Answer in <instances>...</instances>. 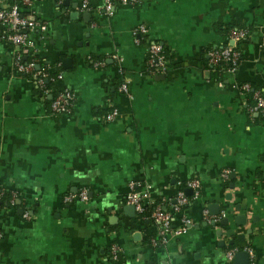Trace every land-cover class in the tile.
Listing matches in <instances>:
<instances>
[{"label":"crops","instance_id":"obj_1","mask_svg":"<svg viewBox=\"0 0 264 264\" xmlns=\"http://www.w3.org/2000/svg\"><path fill=\"white\" fill-rule=\"evenodd\" d=\"M103 5L30 0L47 23L31 32L46 95L15 72L0 25V188L15 194L0 208V264H229L233 248L231 264H264V118L238 88L247 82L264 96V0H141L115 3L111 15ZM139 25L147 33L135 42ZM234 27L249 30L237 70L212 77L207 51L229 44ZM150 42L164 51L163 77L144 71ZM64 88L71 111L54 114ZM111 108L119 115L106 121ZM191 179L199 194L182 213L192 225L151 245L157 224L125 209L129 184L170 210L179 189L191 194ZM82 189L86 201H63Z\"/></svg>","mask_w":264,"mask_h":264},{"label":"built area","instance_id":"obj_2","mask_svg":"<svg viewBox=\"0 0 264 264\" xmlns=\"http://www.w3.org/2000/svg\"><path fill=\"white\" fill-rule=\"evenodd\" d=\"M115 3L120 5L136 6L141 3V0H104L103 9L106 14L111 15ZM27 7V13L23 14L20 5ZM30 0H10L6 9H0V25L2 27L1 38L5 42L12 45L13 48V65L15 72L23 74L34 80L37 87L41 90V94L46 95L48 89L44 83L46 78H49L48 70H37L34 67V58L36 54V46L31 39V32L35 29L44 31L47 23L37 20L34 13L29 10ZM82 9H88L86 1L82 3ZM135 42H139L140 37H144L147 33L145 25H139L133 29ZM249 35L247 28L234 27L229 30L230 43L225 46H214L208 49L207 59L208 65L211 68H216L220 65L226 66L223 71L226 73H234L237 70L241 60V53L237 44L244 40ZM260 48L264 51V26L262 27V38ZM26 56L24 60L23 57ZM32 59L27 61V57ZM99 65L100 63H96ZM167 61L163 53L162 46L157 42L148 44L147 57L145 61L144 71L148 75L164 74L167 71ZM60 76H56L59 78ZM53 81L54 78H51ZM239 90L247 94L252 99L250 112L264 118V96L258 90L254 89L249 83H241L238 86ZM119 91L130 97L128 83L123 80L119 85ZM74 94L69 89L58 90L53 96L49 108L54 114L67 115L71 111L73 105ZM119 115L116 108H111L106 112L104 119L112 121ZM185 186L191 190L188 196L183 189H179L171 204L170 210H163L161 206L148 197L146 188L139 182H131L129 184V192L126 194L125 203L134 207L135 213L140 219H149L157 224V233L155 237L150 238V243L153 246H165L173 237L184 233L188 227L192 225L191 220L182 213V209L189 201L199 194V181L191 179L185 183ZM3 192H0V200ZM15 200V194H11V203ZM74 200H87V190L82 189L75 195H67L63 197L64 202H72ZM178 216H177V215ZM27 217V213H23ZM177 216V217H176ZM203 217H207V213L203 211ZM236 249L227 251V260L231 264L232 255ZM119 249L111 246L112 256L116 258Z\"/></svg>","mask_w":264,"mask_h":264},{"label":"trees","instance_id":"obj_3","mask_svg":"<svg viewBox=\"0 0 264 264\" xmlns=\"http://www.w3.org/2000/svg\"><path fill=\"white\" fill-rule=\"evenodd\" d=\"M20 7H21V10H22V13L26 14L27 13V7L25 5H22V4L20 5ZM225 45H227V44H225ZM225 45H223V46H225ZM163 53H164V51H163ZM30 59H32V58L30 56H28L27 57V61H29ZM208 67L210 68L209 65H208ZM225 67L226 66H224V65H220V66H218L216 68H211L210 69V70H212L211 71V76L212 77H217L219 74H221V72L224 70ZM47 87H49V85H47ZM252 102H253L252 99H250V103H252ZM0 192H3V195H2L1 200H0V208L2 206H14L15 205V202L11 203V201H10V199H11L10 192L4 191L1 188H0Z\"/></svg>","mask_w":264,"mask_h":264},{"label":"water","instance_id":"obj_4","mask_svg":"<svg viewBox=\"0 0 264 264\" xmlns=\"http://www.w3.org/2000/svg\"><path fill=\"white\" fill-rule=\"evenodd\" d=\"M84 17H87V16H84ZM23 59L25 60L26 59V56H24L23 57ZM164 75L163 74H157L156 75V77H163ZM17 203H19V201H16ZM125 209H129L131 212H130V215H133L134 213H135V210H134V207L132 206V205H127L126 207H125ZM21 212H22V210H21ZM232 232V231H231ZM231 232H229L228 234L229 235H233V232L231 233ZM240 237V238H239ZM238 239H242V236L240 235V236H238Z\"/></svg>","mask_w":264,"mask_h":264}]
</instances>
